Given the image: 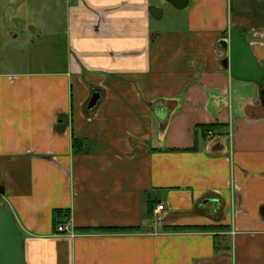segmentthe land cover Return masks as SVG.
I'll list each match as a JSON object with an SVG mask.
<instances>
[{
	"label": "crops",
	"instance_id": "1",
	"mask_svg": "<svg viewBox=\"0 0 264 264\" xmlns=\"http://www.w3.org/2000/svg\"><path fill=\"white\" fill-rule=\"evenodd\" d=\"M35 1L15 18L41 39ZM66 2L63 67L0 70V204L26 263L264 264V93L220 44L244 29L264 67V0Z\"/></svg>",
	"mask_w": 264,
	"mask_h": 264
},
{
	"label": "rangeland",
	"instance_id": "2",
	"mask_svg": "<svg viewBox=\"0 0 264 264\" xmlns=\"http://www.w3.org/2000/svg\"><path fill=\"white\" fill-rule=\"evenodd\" d=\"M48 1L46 6L54 11L53 16H48V18L52 17L53 19L54 31L46 32L41 39H38L33 28L26 26L25 22L22 23L15 17L19 19L22 15H31L30 11L32 10L42 13L44 2L0 0V70L12 72L44 71L63 67L69 54L64 31L67 2L66 0ZM51 12L48 10L45 14ZM32 18L34 19L33 16ZM14 27L16 28L15 31L13 30ZM12 30L13 32H11Z\"/></svg>",
	"mask_w": 264,
	"mask_h": 264
},
{
	"label": "water",
	"instance_id": "3",
	"mask_svg": "<svg viewBox=\"0 0 264 264\" xmlns=\"http://www.w3.org/2000/svg\"><path fill=\"white\" fill-rule=\"evenodd\" d=\"M168 1L177 7H183L188 0H185V3H178L176 0ZM150 9L153 14L161 10L156 6H151ZM220 44L226 52L221 62L223 67L230 70L232 77L236 79L257 83L264 93V67H261L256 60L244 29H233L228 37L221 40ZM99 96L98 92L93 93L89 108L96 106ZM23 246V233L14 212L0 204V264H27Z\"/></svg>",
	"mask_w": 264,
	"mask_h": 264
},
{
	"label": "trees",
	"instance_id": "4",
	"mask_svg": "<svg viewBox=\"0 0 264 264\" xmlns=\"http://www.w3.org/2000/svg\"><path fill=\"white\" fill-rule=\"evenodd\" d=\"M218 123L214 124V125H204L201 126L202 130L204 131V133L206 134L208 131L213 130L218 128ZM83 143V141L81 139L78 138H74L73 140V145H74V150L75 152H79L81 150H79L78 148L81 147V144ZM157 201L151 200L148 202V215L152 216L153 215V211L155 209V205ZM54 215L55 218L58 217H63V218H68L70 217V212L68 210H64V209H56L54 211ZM197 227H192V226H165L166 230H172V231H183V230H191V229H195ZM228 227L227 225H204V226H200L198 227V229H203V230H214V231H224L226 230ZM140 229V227H129V228H117V229H110V228H106V229H100L102 231H121V232H129V231H138ZM82 231H88L87 228H83L81 229ZM219 235H215V238H217Z\"/></svg>",
	"mask_w": 264,
	"mask_h": 264
},
{
	"label": "built area",
	"instance_id": "5",
	"mask_svg": "<svg viewBox=\"0 0 264 264\" xmlns=\"http://www.w3.org/2000/svg\"><path fill=\"white\" fill-rule=\"evenodd\" d=\"M209 134H211V132L209 133ZM164 208V205H158V207H157V209H156V211H159V210H161V209H163ZM65 230H68V228L67 227H64L63 225H59L58 226V231L59 232H62V231H65Z\"/></svg>",
	"mask_w": 264,
	"mask_h": 264
}]
</instances>
